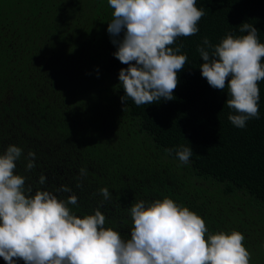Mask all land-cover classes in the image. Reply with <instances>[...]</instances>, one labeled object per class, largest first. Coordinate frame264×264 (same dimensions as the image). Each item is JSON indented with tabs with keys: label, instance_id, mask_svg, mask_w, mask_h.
Segmentation results:
<instances>
[{
	"label": "trees",
	"instance_id": "trees-1",
	"mask_svg": "<svg viewBox=\"0 0 264 264\" xmlns=\"http://www.w3.org/2000/svg\"><path fill=\"white\" fill-rule=\"evenodd\" d=\"M196 6L205 11L199 32L172 46L183 45L180 54L188 57L174 99L137 107L121 101L118 76L128 66L113 55L108 0H0V154L20 147L14 174L26 177L33 195L75 194L71 213L83 218L99 208L104 227L125 240L135 203L170 198L205 221L206 238L243 234L250 264H264V81L259 119L237 128L228 120L235 112L227 88L209 86L197 52L204 37L215 45L228 34L246 35L239 31L244 22L264 43V0ZM180 146L193 151L187 165L175 155ZM29 152L35 167L26 171ZM62 186L71 192L58 191Z\"/></svg>",
	"mask_w": 264,
	"mask_h": 264
},
{
	"label": "clouds",
	"instance_id": "clouds-1",
	"mask_svg": "<svg viewBox=\"0 0 264 264\" xmlns=\"http://www.w3.org/2000/svg\"><path fill=\"white\" fill-rule=\"evenodd\" d=\"M112 18L107 32L116 46L113 53L122 64L119 82L124 95L137 107L174 99L178 73L188 62L180 54L177 38L199 32L205 11L196 0H108ZM239 37L228 34L213 45L207 37L197 46L201 76L213 89L227 93V107L235 112L228 120L244 128L259 119L260 89L264 81V43L259 30L244 22ZM22 149L9 145L0 154V257L6 264H250L245 237L237 231L208 235L205 221L172 199L156 200L146 206L139 201L130 208L133 227L130 238L105 228L106 217L99 208L83 218L71 213L76 205L71 194L60 200L48 191L26 186V177L14 174ZM169 154L172 149H166ZM177 159L187 165L191 147L175 149ZM25 170L35 167V153L26 157ZM84 170L81 169V174ZM46 177L41 175L43 185ZM58 191L71 192L67 186ZM110 200L108 188H101Z\"/></svg>",
	"mask_w": 264,
	"mask_h": 264
}]
</instances>
